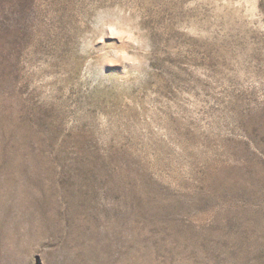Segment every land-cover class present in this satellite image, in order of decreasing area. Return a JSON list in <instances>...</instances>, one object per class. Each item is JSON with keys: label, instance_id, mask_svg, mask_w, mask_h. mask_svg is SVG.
Wrapping results in <instances>:
<instances>
[{"label": "rangeland", "instance_id": "rangeland-1", "mask_svg": "<svg viewBox=\"0 0 264 264\" xmlns=\"http://www.w3.org/2000/svg\"><path fill=\"white\" fill-rule=\"evenodd\" d=\"M0 264H264V0H0Z\"/></svg>", "mask_w": 264, "mask_h": 264}, {"label": "clouds", "instance_id": "clouds-1", "mask_svg": "<svg viewBox=\"0 0 264 264\" xmlns=\"http://www.w3.org/2000/svg\"><path fill=\"white\" fill-rule=\"evenodd\" d=\"M116 46H117V48H120V46H118V45H116ZM117 55L119 56V58H120V60H121V64H129V65H131V64L129 63L128 59H127V56H128L127 51L121 50V51H119V52L117 53ZM112 63H114V62L111 61V60L108 61V64H112ZM108 64H107V65H108ZM131 66H132V65H131Z\"/></svg>", "mask_w": 264, "mask_h": 264}]
</instances>
